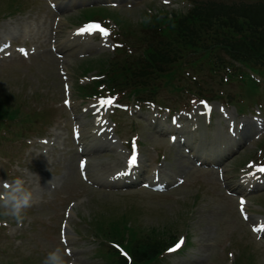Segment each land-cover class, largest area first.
Returning <instances> with one entry per match:
<instances>
[{"label":"rangeland","instance_id":"1","mask_svg":"<svg viewBox=\"0 0 264 264\" xmlns=\"http://www.w3.org/2000/svg\"><path fill=\"white\" fill-rule=\"evenodd\" d=\"M152 2L159 3V0H152ZM42 3H44L43 0H28L25 3L26 6H23L20 13L27 12L32 7H36L38 5L34 13H38L41 10V13L44 14L45 12L44 10H42ZM166 9H182V6L178 3L171 2ZM81 12L83 14H88L91 12L100 14V11L97 8L84 9L81 10ZM122 15L129 17V21L133 19L131 21L133 24L137 20H139V13L137 10L132 11L131 13L125 11L122 12ZM112 16L116 17V15ZM54 19H56V17L50 14L47 15V17L42 16L39 19H35V17L19 18L15 16L11 17L5 22H2L0 26H2L7 33L11 34L13 38L16 37V39H18L16 42H14V45L29 47L32 43L33 45L40 46L41 50H45V52H47L48 50V52H50L51 35L43 34V32H39V30L41 27L50 29V26L53 23ZM4 24H6V26H4ZM63 26L68 27V25L64 23ZM36 29L38 32L32 33V31ZM63 36L64 35L62 34L61 37ZM22 57L23 52L19 50L16 54L13 55V57H10L8 63L5 64V62H3L5 65H2L3 63H0V92L11 94L18 98V100L29 102L33 98V96H31L29 91H27V87H31L34 91L47 86L50 87L56 77L55 68L57 67L59 60L55 57L45 56L44 54H42V52L40 53L38 51H35L34 55L30 56L27 59H24ZM66 59L71 63V66L68 67V70L75 71V63L77 60H79V57H68ZM21 80H23L25 83L23 87L18 84ZM55 104L57 105V107L60 106L59 101L55 102ZM150 141L154 145H159L158 141L155 138H150ZM177 155L178 153L174 154L171 152L169 154L168 161V163L174 165L175 170L178 169L180 165H182L181 160L176 159ZM36 195L38 197H41L38 191H36ZM251 201L253 200L251 199ZM218 206V203H215L210 199H205V202H200L197 206V209L195 211V226L200 225V228L191 233H193L195 237L193 240H197L198 243L193 249H189L188 252L195 254H201L205 250L213 252L214 249L210 244L211 240H218L221 236L222 231H224L230 239L233 237L231 233L235 230V225L237 227L241 225L237 215H235V225H233L232 227L222 224L221 218L224 216L222 215V212H219ZM148 208L151 209L152 206H149ZM177 209L178 207L176 204L167 205V210H169L171 213L175 212ZM132 220L133 219H131V222ZM23 222H25L23 224L24 227H30V229H27L26 235H31L33 225L29 224V221L26 220H24ZM101 236L104 237L102 234ZM35 243L36 242L33 240V238L28 241H24V244L29 247H32ZM199 246L202 249H200ZM23 250L24 253H26L28 249L23 248ZM33 250V257L38 259V264H43L46 258V254H43L40 248H34ZM233 253L235 254L236 251H233ZM179 259V257H175L174 261H177ZM258 264H264V248L259 251Z\"/></svg>","mask_w":264,"mask_h":264},{"label":"clouds","instance_id":"2","mask_svg":"<svg viewBox=\"0 0 264 264\" xmlns=\"http://www.w3.org/2000/svg\"><path fill=\"white\" fill-rule=\"evenodd\" d=\"M6 190L0 193V209H3V215L11 216L18 223L23 221L24 210L30 206L32 194L24 187V181L16 178L11 185L5 184ZM43 264H69L65 260V254L57 248L50 252L45 258Z\"/></svg>","mask_w":264,"mask_h":264},{"label":"snow or ice","instance_id":"3","mask_svg":"<svg viewBox=\"0 0 264 264\" xmlns=\"http://www.w3.org/2000/svg\"><path fill=\"white\" fill-rule=\"evenodd\" d=\"M165 2H167V0H165ZM93 31H98L99 33H101V34L104 35V36H108V35H109V30L106 29V28L101 27V26L98 25V24H90V25H88L87 28H82V29L79 30V32H80L81 34H83L84 32H89V33H91V32H93ZM21 51L23 52L24 50L21 49ZM65 103L67 104V103H69V102H68V101H65ZM99 103H100V105H102V106H107V105H111V104L113 103V101H112L111 99H104V98H101V99L99 100ZM136 162H137V152H136L135 141H133V144H132V154H131V156H130V158H129L128 163H129V165L134 166V165L136 164ZM250 167H251V165H250ZM257 171L264 172V165L259 166V167L257 168ZM243 203H244V202L241 201V204H243ZM255 230H256V231H264V226H261L260 228H257V229H255ZM182 242H183V241L181 240V241L177 244L176 247H179L180 244H181ZM175 250H176L175 248H173V249H169V251H175Z\"/></svg>","mask_w":264,"mask_h":264},{"label":"trees","instance_id":"4","mask_svg":"<svg viewBox=\"0 0 264 264\" xmlns=\"http://www.w3.org/2000/svg\"><path fill=\"white\" fill-rule=\"evenodd\" d=\"M179 30H181V31H185L186 28H184V27H179Z\"/></svg>","mask_w":264,"mask_h":264}]
</instances>
